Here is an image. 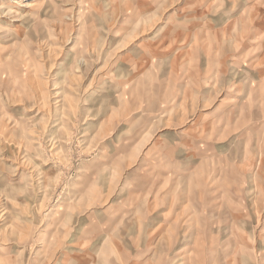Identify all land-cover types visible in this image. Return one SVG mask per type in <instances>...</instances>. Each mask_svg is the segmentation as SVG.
<instances>
[{
	"label": "rangeland",
	"instance_id": "1",
	"mask_svg": "<svg viewBox=\"0 0 264 264\" xmlns=\"http://www.w3.org/2000/svg\"><path fill=\"white\" fill-rule=\"evenodd\" d=\"M15 1L0 264H264V0Z\"/></svg>",
	"mask_w": 264,
	"mask_h": 264
},
{
	"label": "bare ground",
	"instance_id": "2",
	"mask_svg": "<svg viewBox=\"0 0 264 264\" xmlns=\"http://www.w3.org/2000/svg\"><path fill=\"white\" fill-rule=\"evenodd\" d=\"M50 1H52V0H35V2H34V7L35 6H42V5H45L46 7H48L49 6V3H50ZM14 3L15 4H20L19 2H17V1H15L14 0ZM33 6V5H32ZM31 16V15H30ZM22 19L24 18L23 16L21 17ZM21 19V20H22ZM20 20V19H19ZM23 23V22H22ZM23 26V25H22ZM16 27V26H15ZM24 27V26H23ZM20 30V29H19ZM17 32V31H16ZM16 39V38H15Z\"/></svg>",
	"mask_w": 264,
	"mask_h": 264
}]
</instances>
